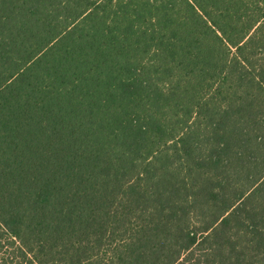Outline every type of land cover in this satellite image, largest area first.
Returning <instances> with one entry per match:
<instances>
[{
  "label": "trees",
  "instance_id": "16d2710c",
  "mask_svg": "<svg viewBox=\"0 0 264 264\" xmlns=\"http://www.w3.org/2000/svg\"><path fill=\"white\" fill-rule=\"evenodd\" d=\"M0 264H264V0H0Z\"/></svg>",
  "mask_w": 264,
  "mask_h": 264
}]
</instances>
